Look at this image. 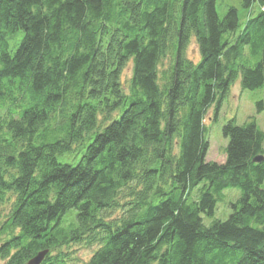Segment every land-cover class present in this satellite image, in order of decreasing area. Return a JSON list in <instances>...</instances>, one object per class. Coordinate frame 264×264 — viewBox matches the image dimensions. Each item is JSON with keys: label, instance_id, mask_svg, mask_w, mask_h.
I'll return each instance as SVG.
<instances>
[{"label": "trees", "instance_id": "obj_1", "mask_svg": "<svg viewBox=\"0 0 264 264\" xmlns=\"http://www.w3.org/2000/svg\"><path fill=\"white\" fill-rule=\"evenodd\" d=\"M252 3L237 35L216 0H0V264H264V131L229 119L206 160L210 109L264 90Z\"/></svg>", "mask_w": 264, "mask_h": 264}, {"label": "rangeland", "instance_id": "obj_2", "mask_svg": "<svg viewBox=\"0 0 264 264\" xmlns=\"http://www.w3.org/2000/svg\"><path fill=\"white\" fill-rule=\"evenodd\" d=\"M234 6L238 12L239 27L236 34L242 32L246 22L249 18L254 17L259 12V6L252 3L250 8H245L242 0H216V11L220 17L224 15L228 7ZM14 49L13 47L11 48ZM187 56L193 60L198 59V49L195 42L192 40L187 48ZM130 75V65L123 71V78H128ZM264 95L263 89L247 90L240 86V80L237 79L230 86L227 96L223 99L219 109L218 119L216 121L210 120L212 110L207 113L205 117V124L207 128L206 138L209 142V148L206 154L207 161L221 162L224 160V146L227 139L222 135V125L229 119H234L236 124H243L244 122L253 119L255 123L264 131V110L257 112L256 102ZM59 160L63 161L64 156ZM223 199L218 202L215 212L212 217H204L203 223L208 225L213 220H224L231 211L230 203L233 202L239 195V189L236 187L226 188L223 190ZM6 212V206L0 205V215ZM94 248H84L75 245V254L82 259H87Z\"/></svg>", "mask_w": 264, "mask_h": 264}, {"label": "water", "instance_id": "obj_3", "mask_svg": "<svg viewBox=\"0 0 264 264\" xmlns=\"http://www.w3.org/2000/svg\"><path fill=\"white\" fill-rule=\"evenodd\" d=\"M257 160H259V158H257ZM44 253L45 252L38 253L35 257L29 259L26 264H39L43 259Z\"/></svg>", "mask_w": 264, "mask_h": 264}]
</instances>
